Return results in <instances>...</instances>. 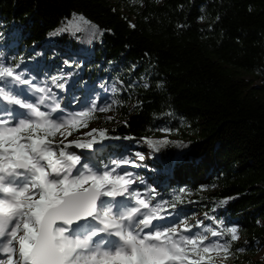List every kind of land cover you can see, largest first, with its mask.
Here are the masks:
<instances>
[{
  "label": "trees",
  "instance_id": "trees-1",
  "mask_svg": "<svg viewBox=\"0 0 264 264\" xmlns=\"http://www.w3.org/2000/svg\"><path fill=\"white\" fill-rule=\"evenodd\" d=\"M73 13L104 35H49ZM2 44L11 65L36 64L43 82L63 63L76 89L119 82L120 120L97 127L109 137L101 153L169 141L159 151L146 143L161 166L149 186L169 202L163 211L197 207L235 222L244 240L234 255L264 245V0H0ZM79 51L85 62L65 56Z\"/></svg>",
  "mask_w": 264,
  "mask_h": 264
},
{
  "label": "snow or ice",
  "instance_id": "snow-or-ice-1",
  "mask_svg": "<svg viewBox=\"0 0 264 264\" xmlns=\"http://www.w3.org/2000/svg\"><path fill=\"white\" fill-rule=\"evenodd\" d=\"M64 32L104 35L77 13L49 35ZM18 68L0 55V264H214L213 253L232 255L238 227L190 225L187 219L158 225L154 221L165 218L161 212L169 202L154 204V188L136 190L143 178L118 171L136 163L111 159L100 168L67 150L96 151L94 145L109 139L106 129L93 128L84 134L86 142H65L119 101L100 107L92 100L85 109L66 112L47 82L34 83ZM64 79L54 76L51 84L63 89ZM146 143L159 151L169 141Z\"/></svg>",
  "mask_w": 264,
  "mask_h": 264
},
{
  "label": "rangeland",
  "instance_id": "rangeland-1",
  "mask_svg": "<svg viewBox=\"0 0 264 264\" xmlns=\"http://www.w3.org/2000/svg\"><path fill=\"white\" fill-rule=\"evenodd\" d=\"M122 11L124 9L122 8ZM15 43H10L8 45L9 48H12ZM4 44L0 46V55H2L4 62L6 64H10L9 60L6 59V56L2 52ZM67 59H71L74 62L75 61H81L85 62L86 59L90 56L89 53H86L84 51H79L76 54H66L65 55ZM11 58V56H10ZM66 59H63L62 62H65ZM11 65V64H10ZM62 70L60 72L59 76L65 77L64 80H61L60 83H63L65 87L63 89L55 87L51 84V82H47L49 87L52 88V91L56 94L57 99L61 102V107L66 110L67 103L70 105V112L79 111L82 109L87 108L90 105V101L96 100L98 103V106L103 107L106 104H110L114 99L113 95V89H115V92L119 90L120 84L119 82L115 80H104L102 78H99L98 82L95 83L90 88H85L84 85H82L79 89H76L77 81L75 79V75H73V72L75 69H72L71 67H67L66 63H63ZM37 65L34 63H31L29 61H26L25 63L19 64V68L17 71H23L26 73L27 76L34 78L35 82L43 83L42 77L39 72H37ZM79 72V70H77ZM245 78H250L251 76L247 74H242ZM254 84L260 85L262 84V81L260 79H257L254 81ZM86 89V90H85ZM64 104L67 106L65 107ZM68 112V111H66ZM97 119H94L89 122L87 128H81L79 131H74L71 136L67 137V141L75 140L77 137H80L83 142L88 138L84 134L91 131L93 128H97L100 126L103 127H109L114 124H116L120 120L118 108L116 105H113V108L109 112H96L95 113ZM109 117H112V119H108ZM164 134L168 133L167 131H163ZM57 139H60L59 135L57 136ZM94 148L96 151H90L87 149H78L75 147H70L67 150L69 152H75L78 155H81L84 157L85 160H90L93 163L97 164L100 168H103V165L105 163H108L111 159H120V158H126L131 160L132 162L136 163L138 167H130V166H123L120 169H118L119 172H132L138 177H142L144 180V183L141 184L137 182L135 185H133V188L136 190H139L141 192L145 191L146 189L150 188L149 186V179H151V176L156 175L157 172L160 171V164L157 160V156L154 152H152L146 145L144 140H137L133 142H128L121 144L119 147V150L116 152H110V153H101L102 149L104 148L103 145H94ZM143 155L144 159L141 161L139 159V156L137 155ZM163 200L160 199L158 196H156V199L153 201L154 204L160 203ZM213 205V209L215 213H217L218 206ZM186 208H181L175 212L170 211H162L161 215H163L165 218L162 220L154 221V223L165 226V225H174L178 223L181 220L187 219L188 223L190 225H195L198 221L203 222L204 226L208 227H215L216 223H221L224 226H236L235 222H224L221 218H214L209 219L210 217L208 214L199 211L197 207L189 208V211H185ZM183 227V225H181ZM200 228H193L192 232H198L201 231ZM210 239H219V238H211ZM243 236L239 233V241H243ZM207 243V242H206ZM255 253L254 255H251L249 253H244L241 251H238L239 254L234 255L233 251L232 255H230L228 258H223V253L221 252L219 255H216L213 253L214 256V264H264V245L256 242L254 244ZM241 249V248H239ZM238 249V250H239ZM237 261L239 263H237Z\"/></svg>",
  "mask_w": 264,
  "mask_h": 264
}]
</instances>
